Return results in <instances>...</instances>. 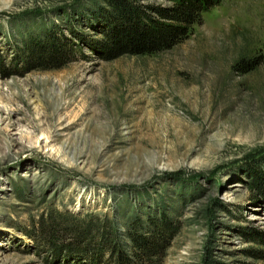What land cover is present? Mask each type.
Instances as JSON below:
<instances>
[{"label": "rangeland", "instance_id": "rangeland-1", "mask_svg": "<svg viewBox=\"0 0 264 264\" xmlns=\"http://www.w3.org/2000/svg\"><path fill=\"white\" fill-rule=\"evenodd\" d=\"M211 1L106 58L104 0H0V264H115L161 226L157 264H264V0Z\"/></svg>", "mask_w": 264, "mask_h": 264}, {"label": "trees", "instance_id": "trees-1", "mask_svg": "<svg viewBox=\"0 0 264 264\" xmlns=\"http://www.w3.org/2000/svg\"><path fill=\"white\" fill-rule=\"evenodd\" d=\"M104 2L117 23L115 28L103 32L102 45L108 51L106 58L120 53H150L169 47L185 37L201 12L214 4L211 0H169L168 4L155 5L142 4L136 0ZM58 52L56 44L51 42L42 50H32L31 56L35 58L43 55L49 58L60 55ZM161 227L135 244L130 255L115 253V264H157L161 253L159 247L166 230L165 226Z\"/></svg>", "mask_w": 264, "mask_h": 264}]
</instances>
